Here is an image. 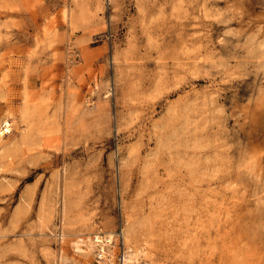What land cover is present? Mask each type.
<instances>
[{"label": "rangeland", "instance_id": "obj_1", "mask_svg": "<svg viewBox=\"0 0 264 264\" xmlns=\"http://www.w3.org/2000/svg\"><path fill=\"white\" fill-rule=\"evenodd\" d=\"M263 26L264 0H0V264H100L71 240L111 233L118 260L127 227L139 264H264Z\"/></svg>", "mask_w": 264, "mask_h": 264}, {"label": "bare ground", "instance_id": "obj_2", "mask_svg": "<svg viewBox=\"0 0 264 264\" xmlns=\"http://www.w3.org/2000/svg\"><path fill=\"white\" fill-rule=\"evenodd\" d=\"M262 29H263L262 31L264 32V26ZM261 42H262V39H261ZM262 45L264 47V42L262 43ZM263 92H261L262 94L261 102L262 103H260V105L264 104ZM259 102H257L256 104L259 105L258 104ZM11 130H12L11 121L6 117L3 118L0 122V137H2L3 135L7 133H10ZM252 170H254L253 167H252ZM65 208H66V203H65ZM131 230H132L131 227H127L126 229L123 230V240L126 245L121 246V254L118 256V260L115 258L114 256L115 254L113 252L114 245H112V233L107 234V235L97 234L94 238H88L87 240L86 239L81 240L80 238H76L71 241L74 244L73 247L75 251L79 254H84V251L86 250H89V253H92V254L96 253L97 255L96 258L99 260L100 264H139L141 262L139 258L140 250L134 249L132 245L130 244V231ZM62 238L63 239L65 238L64 234L62 235ZM83 241L85 242L84 244H86L87 248H84L83 244H81ZM60 262L61 264H84L85 261L84 262H81L78 260L70 261V258L67 256V254L61 250Z\"/></svg>", "mask_w": 264, "mask_h": 264}]
</instances>
